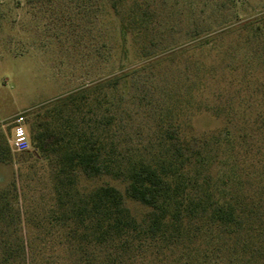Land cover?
Returning a JSON list of instances; mask_svg holds the SVG:
<instances>
[{
	"label": "trees",
	"instance_id": "16d2710c",
	"mask_svg": "<svg viewBox=\"0 0 264 264\" xmlns=\"http://www.w3.org/2000/svg\"><path fill=\"white\" fill-rule=\"evenodd\" d=\"M214 3L247 1L41 0L52 44L101 59L108 76L56 98L33 126L18 172L37 181L0 188V264H264V118L202 134L192 124L200 113L232 115L236 98L205 94L219 67L195 56L226 34L199 23ZM263 21L236 25L249 72L264 62ZM185 24L173 51L182 67L170 75L169 37ZM224 50L232 70L235 50ZM0 139V163H11ZM105 177L125 193L93 185Z\"/></svg>",
	"mask_w": 264,
	"mask_h": 264
},
{
	"label": "rangeland",
	"instance_id": "374dc122",
	"mask_svg": "<svg viewBox=\"0 0 264 264\" xmlns=\"http://www.w3.org/2000/svg\"><path fill=\"white\" fill-rule=\"evenodd\" d=\"M246 1L245 5L230 4L222 11L217 9L216 3H214L216 6L210 4L204 7L205 16L199 19V23L210 26L209 28L214 32H226L218 38L219 49L216 52L195 54L204 65L213 63L219 67L217 80L210 82L205 94L212 97L215 92L220 95L230 92L236 98L233 103L231 102L230 110L228 109L232 114L230 116L217 117L200 113L192 118L196 133L202 134L219 129L230 118L240 125L246 120L264 118V91L261 96L256 90L259 88L257 81L264 79V62L262 67L252 68L251 72L243 68L246 66L243 63L246 61L244 58L249 54V49L244 46L243 41L247 33L239 32L236 26L244 21L264 16V0ZM40 8L41 0H34L32 3L26 0H5L0 4L2 17L0 19V138L3 142L7 141L13 155L11 163H0V188L9 187L15 180L20 187L25 182L31 184L37 181L30 172L26 173L24 182L19 178L21 152L12 148L14 130L17 126L16 119L23 116L24 121L21 125L30 142L33 126L45 120L46 109L54 106L56 98L78 91L93 81L108 76L106 63L101 59L93 60L87 52L61 50L52 44L53 41L48 37L46 28L44 29L47 19L41 11L38 12ZM105 22L110 26L109 20L106 19ZM187 26V24L181 26L177 34L169 37L170 48L167 51H171L168 55L172 62H165L163 67L168 64L170 75L177 74L176 66L182 67L185 55L173 51L184 42L183 31ZM232 28L236 31L230 32ZM226 46L234 48L236 53L230 60L233 63L232 70L223 68L227 62L224 52ZM134 51L133 49L130 56L132 64L137 63ZM262 52L264 53V44H262ZM244 74H247L249 81L243 79ZM262 87L264 89V86ZM222 101V103L226 102V100ZM263 136L264 130L259 133V137L264 138ZM42 174L43 178L39 186L46 188L50 184L49 177L46 172ZM107 184L125 193V185L112 178L105 177L93 182V185Z\"/></svg>",
	"mask_w": 264,
	"mask_h": 264
},
{
	"label": "built area",
	"instance_id": "2783aa9c",
	"mask_svg": "<svg viewBox=\"0 0 264 264\" xmlns=\"http://www.w3.org/2000/svg\"><path fill=\"white\" fill-rule=\"evenodd\" d=\"M23 121H24L23 116H20L15 121L17 126L15 127V130H14L12 148L13 150L17 152H24V151L31 149V145H30L27 133L25 132L24 127L21 125Z\"/></svg>",
	"mask_w": 264,
	"mask_h": 264
}]
</instances>
